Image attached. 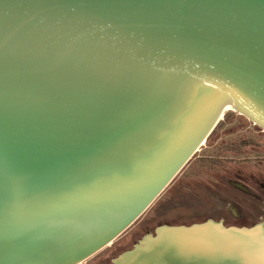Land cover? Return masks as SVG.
Here are the masks:
<instances>
[{"label": "water", "instance_id": "obj_1", "mask_svg": "<svg viewBox=\"0 0 264 264\" xmlns=\"http://www.w3.org/2000/svg\"><path fill=\"white\" fill-rule=\"evenodd\" d=\"M228 106L264 131V0H0V264L111 245ZM113 264H264V225H163Z\"/></svg>", "mask_w": 264, "mask_h": 264}, {"label": "rangeland", "instance_id": "obj_2", "mask_svg": "<svg viewBox=\"0 0 264 264\" xmlns=\"http://www.w3.org/2000/svg\"><path fill=\"white\" fill-rule=\"evenodd\" d=\"M207 219L264 225V131L237 111L223 113L190 162L123 235L80 264H113L126 244L154 236L160 226Z\"/></svg>", "mask_w": 264, "mask_h": 264}, {"label": "flooded vegetation", "instance_id": "obj_3", "mask_svg": "<svg viewBox=\"0 0 264 264\" xmlns=\"http://www.w3.org/2000/svg\"><path fill=\"white\" fill-rule=\"evenodd\" d=\"M137 241V238L136 239H133L130 243H128V244H126V246H124L121 250H120V252H123V251H125V250H128V249H131L136 243ZM111 260V259H110Z\"/></svg>", "mask_w": 264, "mask_h": 264}, {"label": "bare ground", "instance_id": "obj_4", "mask_svg": "<svg viewBox=\"0 0 264 264\" xmlns=\"http://www.w3.org/2000/svg\"><path fill=\"white\" fill-rule=\"evenodd\" d=\"M236 111L235 109H233L232 107H230V106H228L226 109H225V111L224 112H226V111ZM222 118V117H221Z\"/></svg>", "mask_w": 264, "mask_h": 264}, {"label": "trees", "instance_id": "obj_5", "mask_svg": "<svg viewBox=\"0 0 264 264\" xmlns=\"http://www.w3.org/2000/svg\"><path fill=\"white\" fill-rule=\"evenodd\" d=\"M208 138H209V137H208ZM207 140H208V139H207ZM207 140H206V141H207Z\"/></svg>", "mask_w": 264, "mask_h": 264}]
</instances>
